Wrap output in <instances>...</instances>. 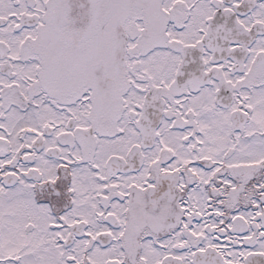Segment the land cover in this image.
<instances>
[{
  "label": "snow or ice",
  "instance_id": "6c2138e0",
  "mask_svg": "<svg viewBox=\"0 0 264 264\" xmlns=\"http://www.w3.org/2000/svg\"><path fill=\"white\" fill-rule=\"evenodd\" d=\"M0 264H264V0H0Z\"/></svg>",
  "mask_w": 264,
  "mask_h": 264
}]
</instances>
